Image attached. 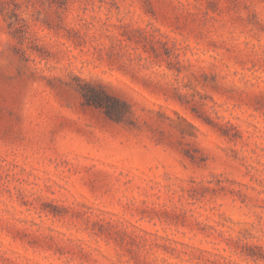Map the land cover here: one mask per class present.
Here are the masks:
<instances>
[{
	"label": "rangeland",
	"instance_id": "374dc122",
	"mask_svg": "<svg viewBox=\"0 0 264 264\" xmlns=\"http://www.w3.org/2000/svg\"><path fill=\"white\" fill-rule=\"evenodd\" d=\"M0 264H264V0H0Z\"/></svg>",
	"mask_w": 264,
	"mask_h": 264
},
{
	"label": "trees",
	"instance_id": "16d2710c",
	"mask_svg": "<svg viewBox=\"0 0 264 264\" xmlns=\"http://www.w3.org/2000/svg\"><path fill=\"white\" fill-rule=\"evenodd\" d=\"M83 95L89 105L104 108L106 113L111 118H114L112 110H114V103L116 100L110 97L107 93L96 89L95 87L88 86L87 89L83 91Z\"/></svg>",
	"mask_w": 264,
	"mask_h": 264
}]
</instances>
